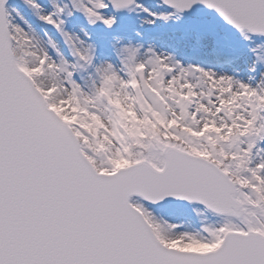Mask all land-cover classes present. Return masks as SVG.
Here are the masks:
<instances>
[{
    "label": "snow or ice",
    "instance_id": "1",
    "mask_svg": "<svg viewBox=\"0 0 264 264\" xmlns=\"http://www.w3.org/2000/svg\"><path fill=\"white\" fill-rule=\"evenodd\" d=\"M0 264H264V0H0Z\"/></svg>",
    "mask_w": 264,
    "mask_h": 264
}]
</instances>
